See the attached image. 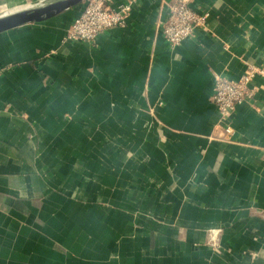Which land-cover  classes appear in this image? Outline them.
Returning a JSON list of instances; mask_svg holds the SVG:
<instances>
[{
	"label": "crops",
	"instance_id": "0c3cea01",
	"mask_svg": "<svg viewBox=\"0 0 264 264\" xmlns=\"http://www.w3.org/2000/svg\"><path fill=\"white\" fill-rule=\"evenodd\" d=\"M172 1L113 0L91 44L65 40L82 4L0 33V264H264V78L213 102L264 65V0H186L209 17L174 49Z\"/></svg>",
	"mask_w": 264,
	"mask_h": 264
},
{
	"label": "built area",
	"instance_id": "2783aa9c",
	"mask_svg": "<svg viewBox=\"0 0 264 264\" xmlns=\"http://www.w3.org/2000/svg\"><path fill=\"white\" fill-rule=\"evenodd\" d=\"M80 14L73 19L65 40L85 43H96L97 36L112 29L124 27L131 4L125 2L119 8L113 0H85ZM209 13L195 10L186 0H174L167 7L166 22L163 34L168 45L174 49L177 46L195 38L197 31L204 28ZM264 78V65L249 64L238 80L215 77L213 102L218 114L224 121L230 119L235 108L245 102L252 101L257 93L254 81ZM227 132L230 126L227 125ZM251 258L258 257L257 252L251 253Z\"/></svg>",
	"mask_w": 264,
	"mask_h": 264
},
{
	"label": "water",
	"instance_id": "95a60500",
	"mask_svg": "<svg viewBox=\"0 0 264 264\" xmlns=\"http://www.w3.org/2000/svg\"><path fill=\"white\" fill-rule=\"evenodd\" d=\"M85 0H47L0 15V33L25 24L42 23L76 7Z\"/></svg>",
	"mask_w": 264,
	"mask_h": 264
},
{
	"label": "rangeland",
	"instance_id": "374dc122",
	"mask_svg": "<svg viewBox=\"0 0 264 264\" xmlns=\"http://www.w3.org/2000/svg\"><path fill=\"white\" fill-rule=\"evenodd\" d=\"M26 7H28V6H26ZM31 7H32V6H31ZM227 133H228V134H230V133H231V131H230V132H227ZM250 252H251V251H250ZM250 252H249V253H250ZM253 252H254V251H253ZM253 252H252V253H253ZM255 252H257V253H258V251H255ZM249 255H250V257H252V256H251V254H249Z\"/></svg>",
	"mask_w": 264,
	"mask_h": 264
}]
</instances>
